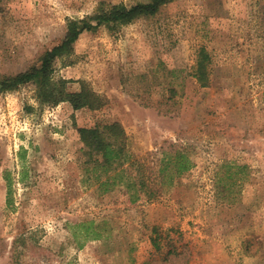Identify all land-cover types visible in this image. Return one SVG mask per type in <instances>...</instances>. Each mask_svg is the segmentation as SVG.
Returning a JSON list of instances; mask_svg holds the SVG:
<instances>
[{"label": "rangeland", "instance_id": "1", "mask_svg": "<svg viewBox=\"0 0 264 264\" xmlns=\"http://www.w3.org/2000/svg\"><path fill=\"white\" fill-rule=\"evenodd\" d=\"M100 1L148 0H0V264H264V0H172L83 30L52 74L101 108L48 103L36 80L3 87ZM114 121L128 160L111 185L78 128ZM177 150L192 166L163 184Z\"/></svg>", "mask_w": 264, "mask_h": 264}, {"label": "trees", "instance_id": "2", "mask_svg": "<svg viewBox=\"0 0 264 264\" xmlns=\"http://www.w3.org/2000/svg\"><path fill=\"white\" fill-rule=\"evenodd\" d=\"M172 0H148L136 2L131 5L124 3H110L100 1L91 15L81 19H69L66 25V32L62 41L46 50L40 58L39 66H32L29 70L14 76L9 83L2 80L3 87L11 84H21L27 81L36 80L40 84V97L48 103L68 101L74 109L89 107L91 109L101 108L105 102L100 95L85 87L76 92H69L64 87V79L54 78L52 64L54 59L61 53L69 51L71 44L78 38L83 30H90L99 24H106L115 27L119 24H128L142 18H150L157 15L161 8ZM96 24H92V22ZM194 71L192 75L204 86L209 81V64L211 62L209 52L204 46L198 51ZM9 84V85H8ZM78 132L81 141L88 146L100 159H95L105 173L112 170L114 173L107 176L105 184L114 185L117 180L123 177L126 169L123 160H128L127 136L124 127L119 122H111L94 127H79ZM172 165V166H171ZM192 166L188 157L180 150L176 151L173 158L165 152L161 167L157 176H160L163 184L172 185L176 179ZM140 177V176H139ZM141 184L138 191L148 197H156L157 189L143 190L145 185ZM85 239H98L96 233L85 231Z\"/></svg>", "mask_w": 264, "mask_h": 264}]
</instances>
